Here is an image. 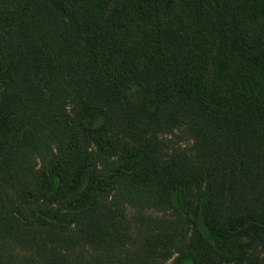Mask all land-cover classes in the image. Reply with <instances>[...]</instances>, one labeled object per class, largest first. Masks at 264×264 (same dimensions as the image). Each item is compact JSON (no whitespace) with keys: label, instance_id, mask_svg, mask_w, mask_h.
Returning <instances> with one entry per match:
<instances>
[{"label":"trees","instance_id":"trees-1","mask_svg":"<svg viewBox=\"0 0 264 264\" xmlns=\"http://www.w3.org/2000/svg\"><path fill=\"white\" fill-rule=\"evenodd\" d=\"M0 264H264V0H0Z\"/></svg>","mask_w":264,"mask_h":264},{"label":"rangeland","instance_id":"rangeland-1","mask_svg":"<svg viewBox=\"0 0 264 264\" xmlns=\"http://www.w3.org/2000/svg\"><path fill=\"white\" fill-rule=\"evenodd\" d=\"M182 143L185 145H188L190 143L188 137H184V140H182Z\"/></svg>","mask_w":264,"mask_h":264}]
</instances>
